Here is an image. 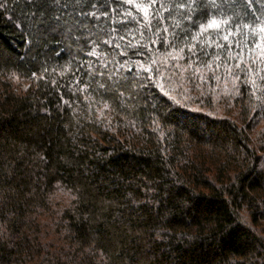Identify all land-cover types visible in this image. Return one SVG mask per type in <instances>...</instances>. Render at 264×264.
<instances>
[{"label": "trees", "instance_id": "1", "mask_svg": "<svg viewBox=\"0 0 264 264\" xmlns=\"http://www.w3.org/2000/svg\"><path fill=\"white\" fill-rule=\"evenodd\" d=\"M92 3L0 0V264H264V72L245 70L264 69L245 43L264 47V0L218 4L238 25L231 60L215 33L192 39L208 0L174 12L179 28L160 20L163 42L135 12L138 27L114 24L127 6L113 0L77 34ZM113 27L119 48L104 43ZM151 60L141 85L135 70L116 83Z\"/></svg>", "mask_w": 264, "mask_h": 264}, {"label": "snow or ice", "instance_id": "2", "mask_svg": "<svg viewBox=\"0 0 264 264\" xmlns=\"http://www.w3.org/2000/svg\"><path fill=\"white\" fill-rule=\"evenodd\" d=\"M31 2V0H29ZM55 4H62L63 0H53ZM72 2L76 4L84 3L85 0H72ZM114 3L117 5H126L127 7H117L114 11L119 13L121 16V20L114 21V24L120 25V27L128 29L130 24H136L137 27L139 25L138 21H135L133 12L136 13V15H139L142 18V21L144 23L145 28L152 27L153 23L157 25L156 31L154 34L159 36V39L161 42H163L166 37L160 32L159 28V22L160 20H173L175 21V27L179 28L180 23L179 19L187 20L192 17L193 11L199 6L203 0H113ZM226 0H208V5L211 9L215 10L212 11L211 15L206 18L205 21H201L199 24V32L198 35L195 37H192L193 40H198L207 34V41L205 43L208 47H212V41L215 39V36L213 33H215L216 36H220V38L224 41V44H220L217 42L215 44V47L221 49L222 51L224 49H227L229 52L228 60L233 59L231 56L232 49L236 46L235 42L233 44H228V41L232 39L233 33L235 32V27L238 25L234 24L235 16L232 15L231 18H228L226 14H224L221 10L218 8V4L224 3ZM243 3V4H250L252 0H232V3ZM107 0H93L92 3V11L85 12L83 9L80 10V12L75 14V20L72 22V28L75 30L77 34L80 32H84L87 30V23L89 21L91 22H99L101 19L108 16L107 13H103L102 9L106 6ZM2 7V5H0ZM69 7V4H63V7L61 8V11L59 14L55 15L53 17V20L55 22L54 27L59 28L61 26V21L65 20L68 16L67 8ZM131 9V10H130ZM179 13V19L173 15V13ZM99 13V14H98ZM120 27H113L110 29V31L103 33V35H107L111 37L110 40L104 41V43H107L109 45L115 44L116 48L120 47L119 43H116L117 40H124L125 37L122 35H116L114 36L113 33H119ZM171 29L169 28H163V33H169ZM91 34L89 33V36ZM236 36H239V33H236ZM73 39H78V35L74 36ZM85 44L88 43V40L86 39L84 41ZM151 43H156V41H151ZM169 47L178 49V51L168 52L167 55L173 60L177 59H183V53L185 52V47H180L179 43L176 41L175 37L173 39L168 40ZM245 43L248 44L251 48L255 49V55L257 56L256 60H253L251 63L254 65L256 63H262L264 64V47L261 46L259 41L256 38V34L253 33L248 39L245 40ZM197 45L192 44L191 46L187 47V51L190 52L193 56L196 55L195 48ZM135 47V46H134ZM201 51H203V48H201ZM90 55L95 56L96 52L95 50L91 51L89 53ZM236 57H240L236 63V68L239 69L243 64L244 61L242 59V53L237 51ZM222 57L220 55H216L213 57L214 61H220ZM158 63L157 60H151L150 64L148 61H145L144 63H139L138 65H134L133 68L127 69V76H122V80L116 81L117 84H128L131 83V80L128 79V77H131V74L133 70L136 71V76L131 77V79L136 80L137 85H141L143 81L137 79L139 76L145 73L149 72H159V69L155 68V65ZM164 63V62H160ZM148 64V66H146ZM220 65L217 64V67ZM92 66H89L91 68ZM107 68V65L104 66ZM124 65H120L119 69L117 71H121L124 69ZM191 67V65H190ZM209 69H211L212 64L209 63L207 65ZM250 75L256 73V72H264V69H255L253 67H246L245 69ZM199 71V69H197ZM229 73L231 76L234 77L235 80H239V77L235 76V73L231 71L229 68ZM100 77L102 78L104 73L99 72ZM203 78V77H201ZM95 80V77H93ZM109 81L112 80V77H108ZM262 82H264V75L261 76ZM253 86L255 85V81H252ZM99 89H107L108 85L101 82L98 85Z\"/></svg>", "mask_w": 264, "mask_h": 264}]
</instances>
